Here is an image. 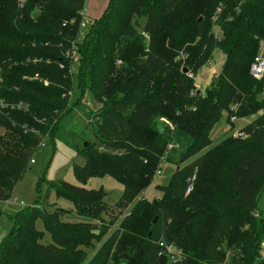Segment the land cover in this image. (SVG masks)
<instances>
[{"label": "trees", "instance_id": "1", "mask_svg": "<svg viewBox=\"0 0 264 264\" xmlns=\"http://www.w3.org/2000/svg\"><path fill=\"white\" fill-rule=\"evenodd\" d=\"M24 1L0 0V97L29 106L28 112L0 114V202L13 198L43 140L54 139L69 111V94L82 85L80 101L89 90L100 109L95 139L75 146L85 159L73 166L75 178L85 184L107 175L123 193L115 215L103 189L49 183L44 199L11 218L0 264H84L87 250L96 247L86 264H171L162 244L182 252L181 264H264V210H258L264 193V76L251 75L264 41V0H208L201 22L178 13L175 0H109L85 33L87 0ZM118 4L121 11L109 16ZM164 31L168 47L161 45ZM196 37L205 43L194 67H203L216 47L227 55L218 87L204 99L193 96V79L185 72L175 73L181 80L174 81L163 52L190 54L196 46H185ZM223 110L236 118L258 117L244 128L245 136L209 148ZM156 117L166 120L160 132L151 124ZM164 162L176 167L161 196L138 199ZM194 175L195 190L186 195ZM50 192L92 221H66L69 211L49 203ZM99 222L104 226L98 228Z\"/></svg>", "mask_w": 264, "mask_h": 264}, {"label": "rangeland", "instance_id": "2", "mask_svg": "<svg viewBox=\"0 0 264 264\" xmlns=\"http://www.w3.org/2000/svg\"><path fill=\"white\" fill-rule=\"evenodd\" d=\"M207 1L208 0H175V2L178 3V7L180 9L178 13L184 14V17H187L188 20H195L196 22H201L207 18ZM24 2L25 1H23L22 3L21 1L19 4H24ZM87 5L89 9L91 7L90 0L88 1ZM121 9V4H118L114 10H111L109 12L108 15H113L118 11H121ZM86 12L88 13V11ZM97 19L99 18H97L95 14H93L92 16L90 14H87L86 16L84 15L85 26L83 27L82 33L87 32L93 25L94 21H96ZM216 20L214 17L213 21H211L215 23ZM166 23L167 24L164 25V29L167 28L169 24H171L170 21ZM203 25L206 26L207 23L205 22V24ZM199 28L200 26L197 25L196 29ZM214 28L215 25L213 26V29ZM167 35L168 34L165 31L161 34V45H165L168 47L167 40L169 38L167 37ZM193 39L194 40L189 41L188 45L185 46H190V50H193V47L196 46L197 49L191 51L190 54L183 49L179 51H171L170 54L168 53L167 48H164L163 52H166L168 58H170V71H173L175 75V73H184L186 70L187 72L185 74L193 79L194 85L191 89L193 96L196 97L197 95H199L201 96V99H204L208 97V91H213L218 87L222 72L224 71V67L226 64L227 55L224 54L223 50L220 47H216L214 48L210 60L203 67L196 68L194 67L192 62L194 58H196V56L201 54L205 40H202L199 37ZM142 40L146 45L148 38L142 36ZM116 51L117 52L115 54H118L119 49H116ZM116 56L117 55H115V57ZM178 56L181 57L178 59ZM259 56L261 59H264V41L260 43ZM117 62L116 64L117 66H119L120 62ZM135 63H137V61H135ZM124 65V67H130L127 64ZM117 68L121 67L119 66ZM175 77L177 80H181L179 76L175 75L173 76L174 81H176ZM83 78L84 74L82 75V79L78 81L81 85L84 84ZM81 88H83V85L80 88L78 86V88H75L69 94V111H66V113H64V117H61V120L59 119L61 125L58 127L57 132L53 135L54 139L46 137V139L43 140L42 147L33 156V162L30 164L31 169H28L24 173L22 180L15 188L12 195L13 198H11L8 202H0V210L3 212V215L0 217V246L5 237L8 235L9 230L12 228L11 218L14 215L26 210L28 207L30 208L31 206L36 204L39 196H41V198L45 197L49 189L48 184L51 182L65 181L72 185L83 187L89 190L103 189L104 192L108 195L107 202L113 208V212L115 213V215L116 213H119V209L115 207L114 203L119 200L123 193V186L120 185V183H118L112 177L106 175L102 178H90L85 184H80L76 180L73 172L74 165H85V159L82 157V155L76 153L75 146H82V144H87V141H93L95 139L92 133L94 128L93 123L97 117V112L100 109V104L95 100L94 95L89 90L85 91L84 96L80 101L79 96L81 94ZM214 100H217L216 97L214 98ZM110 101V98L109 100L107 99L105 104L110 105ZM77 102H81V104L79 106H74L73 104ZM236 108L238 107H235L234 109L232 107L231 111L236 110ZM263 112L264 111H261L260 114H263ZM221 113L222 116L220 117V120L212 127L210 131L209 136L212 141V146H210L209 148L216 146L227 137H239L241 135L245 136L244 131L246 130V126L258 117L256 115H253L252 117H248L247 119L246 117L236 118L235 115L231 116L230 111L228 112L226 110H223ZM59 116L60 115L56 117L54 122H58L57 118ZM151 124L156 132H160L161 130L165 129L166 120L156 117L153 119ZM0 134H2L1 128ZM170 149H172V145L170 146ZM163 166V174L157 177L151 184L150 188L146 189L138 196V199H140L142 196H145L148 200H153L161 196L162 188L160 187L166 186L175 171L176 165L166 164L164 162ZM48 201L49 203L56 202L59 207L69 211V214H67L65 218L66 221H92L88 218L78 217V215H76L73 211L72 204L69 201L63 199H56L53 192H50ZM55 209L56 208L53 207L52 210L54 211ZM258 210H264V193H262L259 200ZM106 219L109 220L108 218ZM101 226H104L103 222L98 223V228H100ZM36 228L40 231L44 230V224L42 220H38L36 222ZM115 228H117V224L111 227L110 232H108L103 237V239H106L112 232H114ZM50 241V235L45 233V242ZM96 249L97 247L95 249L87 250V261H85L84 264H86L91 259Z\"/></svg>", "mask_w": 264, "mask_h": 264}, {"label": "built area", "instance_id": "3", "mask_svg": "<svg viewBox=\"0 0 264 264\" xmlns=\"http://www.w3.org/2000/svg\"><path fill=\"white\" fill-rule=\"evenodd\" d=\"M24 0H20V2ZM83 27L85 26L82 25ZM75 61H77V59L75 58ZM251 75L256 78V79H260L264 76V59H261L260 56L256 59V61L254 62V64L251 67ZM3 77L0 74V90L2 87V82H3ZM45 84L47 85V82H45ZM29 106L25 103V102H9L3 98L0 97V114H4L7 112H19V111H23V112H28ZM33 162V160H32ZM31 162V163H32ZM163 166V165H162ZM161 174H163L161 172V169L158 170L156 172V177H159ZM195 181H196V175H194L192 178H190L188 180V187L186 190V195H189L194 189V185H195ZM162 248L164 249L163 254L169 258V262L171 264H181L183 262V254L182 252H179L178 250H174L172 247H166L165 245H161ZM260 261H264V243L261 245V251H260Z\"/></svg>", "mask_w": 264, "mask_h": 264}, {"label": "crops", "instance_id": "4", "mask_svg": "<svg viewBox=\"0 0 264 264\" xmlns=\"http://www.w3.org/2000/svg\"><path fill=\"white\" fill-rule=\"evenodd\" d=\"M88 1L89 0H87V3ZM108 2L109 0H90L91 7L88 9V6H86V10L84 11L83 15L86 16L87 14H90L92 16L95 14L97 18H100L107 9ZM86 11H88V13Z\"/></svg>", "mask_w": 264, "mask_h": 264}, {"label": "water", "instance_id": "5", "mask_svg": "<svg viewBox=\"0 0 264 264\" xmlns=\"http://www.w3.org/2000/svg\"><path fill=\"white\" fill-rule=\"evenodd\" d=\"M187 71L185 70V73H186Z\"/></svg>", "mask_w": 264, "mask_h": 264}]
</instances>
